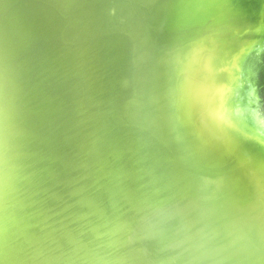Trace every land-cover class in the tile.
I'll use <instances>...</instances> for the list:
<instances>
[{
	"label": "water",
	"instance_id": "water-1",
	"mask_svg": "<svg viewBox=\"0 0 264 264\" xmlns=\"http://www.w3.org/2000/svg\"><path fill=\"white\" fill-rule=\"evenodd\" d=\"M4 81L119 264H264V0H0Z\"/></svg>",
	"mask_w": 264,
	"mask_h": 264
},
{
	"label": "clouds",
	"instance_id": "clouds-1",
	"mask_svg": "<svg viewBox=\"0 0 264 264\" xmlns=\"http://www.w3.org/2000/svg\"><path fill=\"white\" fill-rule=\"evenodd\" d=\"M75 171L41 155L14 84L0 83V264H119V250L141 238L125 205L99 192L90 206L77 198Z\"/></svg>",
	"mask_w": 264,
	"mask_h": 264
}]
</instances>
